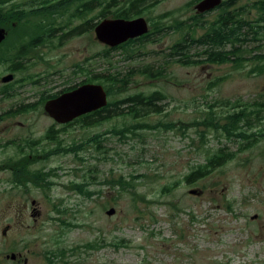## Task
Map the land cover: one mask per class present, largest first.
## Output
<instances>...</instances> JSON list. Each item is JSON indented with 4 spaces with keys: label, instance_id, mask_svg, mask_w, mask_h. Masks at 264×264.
<instances>
[{
    "label": "rangeland",
    "instance_id": "1",
    "mask_svg": "<svg viewBox=\"0 0 264 264\" xmlns=\"http://www.w3.org/2000/svg\"><path fill=\"white\" fill-rule=\"evenodd\" d=\"M190 1L164 0L154 13L169 11L171 16L164 21L166 24L174 20L178 25L183 22L192 28L188 22L192 16V8L187 4ZM234 1L244 6L249 18L259 17L256 9L259 0ZM185 24L167 37L166 42L177 41L178 35L181 40L188 32ZM89 37L86 33L70 39L52 53L53 60L61 61L59 69L71 66L80 58L76 47L88 46ZM251 40L244 41L243 57L236 65L194 66L175 62L163 77L152 79L136 74L127 91L110 96L109 100L139 91H160L165 96L158 101L160 111L143 118L157 127H138L137 135L127 133V138L106 133L101 137L100 150L90 147L80 152L85 157L83 161L74 154H54L44 159V150L55 146L47 139V131L62 130L63 125L57 124L43 109L1 121L0 264H47L48 251L61 247L72 249L96 238H106L107 243L96 250L82 248L81 255L69 253L67 260L71 264H264V138L257 142L228 138L211 129L203 141L198 131L206 126L192 127L195 119H219L207 114L209 103L217 97L226 94L228 100L246 101L264 89V74L252 71L258 64L255 53H264V46L253 52L252 46L258 42ZM156 47L160 49L147 46L144 50L152 53L136 62L125 60L123 49L112 54L113 61L122 70L147 63L153 65L165 58L154 52ZM106 48L101 44L100 70L105 74L110 68ZM221 76L227 78L226 82L210 90L209 79ZM62 78L54 77L53 83ZM10 107H13L11 102L0 101V114ZM130 122L131 118L117 116L87 128L78 124L68 126L56 135L65 144L80 143L95 133L124 127ZM182 123L187 124L179 129ZM28 141H35L39 152L27 147ZM244 144L246 147L239 150ZM19 145H25L22 155L28 152L39 155L40 162L32 168L54 170L46 180L54 182L51 188L44 189L32 182L27 186L13 183V170L2 167L21 158ZM203 147L212 150L225 147L234 157L210 176L188 183L185 175L205 158ZM86 175L95 176L97 182L92 188H102V194L87 198L70 188L72 181L81 182ZM120 175L134 179V192L145 199L134 201L132 192L102 181ZM191 189L200 192L191 194ZM54 204L62 213H58ZM111 207L116 212L108 215ZM64 221L77 226L66 231ZM121 238L126 240V245L110 244ZM12 253H16L18 260L7 258ZM54 264L64 263L56 260Z\"/></svg>",
    "mask_w": 264,
    "mask_h": 264
},
{
    "label": "flooded vegetation",
    "instance_id": "2",
    "mask_svg": "<svg viewBox=\"0 0 264 264\" xmlns=\"http://www.w3.org/2000/svg\"><path fill=\"white\" fill-rule=\"evenodd\" d=\"M164 0H0V101L11 102L6 112L0 114V122L11 117L27 116L32 112L45 110V104L50 99L85 84H101V44L106 46L109 53V74L124 80L127 78L130 87L135 82L136 74L149 76V71H157L163 77L166 69L180 62L179 43L181 40L166 42V38L176 33L178 22L174 20L168 24L164 21L171 15L170 12L154 13ZM203 0H191L187 4L192 8V35L184 41V49L191 47V65L207 64L208 66L223 67L242 58L244 52L245 19L253 25L264 27V9L258 10L259 17L251 19L244 11V6L238 1L222 0V3L210 10L199 11L197 5ZM264 3V0H259ZM108 13L111 19L136 20L145 19L148 31L127 41L109 46L102 43L96 34V27L105 19L102 10ZM261 13V14H260ZM259 19V20H257ZM262 20V23L258 21ZM229 28L233 37L222 34L209 40L208 33L212 27ZM89 34L88 46L76 47L80 58L62 69L59 58L53 60L52 53L60 49L70 39ZM205 37V38H201ZM260 41H257L259 40ZM258 43L252 46L255 52L264 46V37L257 38ZM151 44L156 47L154 51L158 56L165 55L162 62L153 65L143 64L138 68L126 70L117 67L112 54L125 49V60L139 61L152 52L144 50ZM214 51V52H213ZM186 52V51H185ZM211 52L217 54L219 59L212 61ZM264 53H255L257 58ZM222 57H230L232 61H221ZM202 66V65H201ZM258 66V64H257ZM152 67L155 69L153 70ZM259 70V69H258ZM264 74V73H259ZM211 75V74H210ZM54 77H63L60 82H54ZM224 76L209 79V87H220L225 82ZM118 80V81H119ZM174 83V80H170ZM217 84V85H216ZM216 85V86H215ZM117 86H123L118 83ZM145 92L139 91L133 94ZM148 94V93H146ZM13 114V115H12ZM207 114L216 115L222 124H226L232 115L242 116L241 125L249 134L250 140L261 141L260 133H264V89L258 96L246 101L240 99L228 100L226 94L217 97L209 103ZM250 115L245 117V115ZM220 123V124H221ZM28 139V138H26ZM247 139V140H249ZM20 144V143H19ZM0 144V149H2ZM30 158L39 155L29 154ZM18 260V258L16 259Z\"/></svg>",
    "mask_w": 264,
    "mask_h": 264
},
{
    "label": "trees",
    "instance_id": "3",
    "mask_svg": "<svg viewBox=\"0 0 264 264\" xmlns=\"http://www.w3.org/2000/svg\"><path fill=\"white\" fill-rule=\"evenodd\" d=\"M103 1V0H102ZM257 7L260 10L264 9V3H260V1L257 2ZM106 8H103L102 10V18H108L109 15L105 11ZM262 23V20L258 21V23ZM183 22L179 23V28L183 29L184 27ZM186 25V24H185ZM187 26V25H186ZM243 26H245V32H244V39L243 41L247 42L248 40H256L257 38L261 37V39L264 37V27L262 26H255L251 22H248L246 19L244 21ZM187 31L185 32L187 34L183 35V38L181 39V42L179 43V50H180V62L186 65H191L192 60H188L189 58V52L190 48L187 47V52L184 49V41H187L185 38L189 35H192V28H190V24L187 26ZM222 34L228 35V37L232 38L233 34L230 33L229 28L221 27V25L217 27H212L211 31L208 33L209 40L213 42V40L219 36H222ZM205 38V37H201ZM251 40V41H252ZM257 41H260L257 40ZM214 52V51H213ZM211 52V57L213 62L218 61L217 54ZM108 53V51H107ZM104 57H108V54H103ZM256 58V57H255ZM258 60V66H256L255 70H252L256 73H264V54L259 55L257 58ZM221 61H232L230 57H222ZM259 69V70H258ZM150 77H157L160 74L157 71H149L148 72ZM118 78H115L109 72L101 76V82L108 94L110 96H114L117 93H122L127 91L128 87V81L127 78L124 80H119ZM118 83H122L123 86H117ZM165 99V96L160 91H154L152 93L148 94H127L122 98H118L117 100H111L109 104L97 111H94L92 113L85 114L74 121L63 125V128H66L68 126L76 125L78 124L82 128L91 127L94 125L101 124L105 120L112 119L114 117H125V118H131L130 124L124 126V127H113L110 130H107L104 133H95L91 136H89L87 139L83 140L82 142H73L72 144H65L62 138H59L56 134L59 131L62 130H55L54 128H51L47 131V139L55 146H49L48 149H45V160H47L51 155L54 154H74L76 155L81 161L85 160L84 156H80V152L82 151H88L90 147H95L96 150H100L101 147V137L102 135L106 133H114L117 135H121L123 138H127L129 135H137V128L138 127H157L156 125L148 124L145 121H143V118L148 116L152 112H159L160 111V105L158 104V101H161ZM6 114H11L9 112H6ZM13 115V114H12ZM247 116L250 115H245ZM203 118V117H202ZM200 120H193L192 121V127L195 126L196 128H199L200 126H206L203 127V130H199L198 134L200 138L205 140L208 131L211 129L217 130V133H221L223 136H226L228 138H243V139H249L250 134L243 129V126L241 125L242 122V116L238 115H232L229 117L228 122L226 124H220L219 119L216 118H206ZM187 123H182L179 126V129H182L184 125ZM171 125L170 124H166ZM188 127V126H185ZM207 127L209 129H207ZM264 138V133H260V139ZM250 140V139H249ZM252 142V141H249ZM248 142V143H249ZM252 143L247 146H251ZM27 147L31 148L32 150H36L37 143L35 141H28L26 144ZM204 146V145H203ZM18 152L21 156L20 159L11 160L8 163H6L5 166H3V169H12L13 173V183L17 185H25L27 186L28 183L32 182L36 186L43 187L44 189L51 188V186L54 184V182L49 181L46 182L47 178H49L52 174H54V170L50 172H45L42 168H32V165L35 163H39L38 158L33 157L30 158L29 152L28 154L22 155L24 152L22 149H25V145H19L18 146ZM246 147L244 144L239 148L243 149ZM38 151V150H36ZM203 154L205 156L204 160L199 163H195L190 171L185 175V180L188 183H195L198 180L204 179L208 176H210L212 173L215 172L216 169L224 166L230 159L234 157V153L227 150L225 147H219L216 150H212L210 148H202ZM39 152V151H38ZM19 158V157H18ZM89 172H92L91 168H89ZM134 179L127 180L123 175H120L118 177H115L114 179H104L102 180L104 183L109 184V186L117 187V189H121L123 191H130L133 193V200L135 201L137 198L145 199L144 195L134 192L135 187L133 183ZM97 182L95 176H84L83 180L81 182H75L72 181L70 184V188L77 191L78 193L82 194L83 196L87 198H91L94 195L102 194V188H92V185ZM103 184V183H102ZM198 192H200L198 190ZM122 193V192H119ZM55 209L58 211V213H62L63 210L58 208L56 204H54ZM66 227V231L77 226L74 223H69L67 221H64ZM107 243L106 238H96L95 240H92L86 244L78 245L72 249L61 247L55 251H48L46 255L47 264H54L56 260H61L64 264H71V261L67 260L69 253H77L79 252L80 255L82 253V248L87 249H100ZM111 245L115 246H123L126 245V240L124 238L115 240L110 242Z\"/></svg>",
    "mask_w": 264,
    "mask_h": 264
},
{
    "label": "water",
    "instance_id": "4",
    "mask_svg": "<svg viewBox=\"0 0 264 264\" xmlns=\"http://www.w3.org/2000/svg\"><path fill=\"white\" fill-rule=\"evenodd\" d=\"M222 3V0H203L197 7L199 11L210 10ZM148 23L145 19H103L96 27L98 39L109 46H114L127 41L130 38L142 35L148 31ZM108 105V94L102 84H85L73 91L64 93L50 99L45 104V112L59 124H67L87 113L102 109ZM191 194L198 193L197 189H191ZM116 209L107 210L108 215L115 214ZM253 218H257L254 215ZM8 226L5 228V232ZM16 253L7 255V258L16 259Z\"/></svg>",
    "mask_w": 264,
    "mask_h": 264
}]
</instances>
